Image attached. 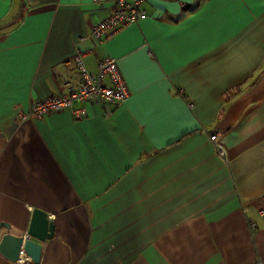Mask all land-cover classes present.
Masks as SVG:
<instances>
[{
	"label": "crops",
	"instance_id": "obj_1",
	"mask_svg": "<svg viewBox=\"0 0 264 264\" xmlns=\"http://www.w3.org/2000/svg\"><path fill=\"white\" fill-rule=\"evenodd\" d=\"M20 6L0 0V25ZM145 7L106 42L91 31L111 2L24 0L0 29V241L26 235L35 208L55 224L38 263L0 264L264 260V0ZM81 37L89 70L118 59L127 100L21 119L59 91Z\"/></svg>",
	"mask_w": 264,
	"mask_h": 264
},
{
	"label": "built area",
	"instance_id": "obj_2",
	"mask_svg": "<svg viewBox=\"0 0 264 264\" xmlns=\"http://www.w3.org/2000/svg\"><path fill=\"white\" fill-rule=\"evenodd\" d=\"M93 1L98 4L111 2L114 6L91 31L92 38L99 42H106L125 28L148 17L145 7L147 0ZM85 40V37H81L75 43L70 71L59 74V91L50 97L33 101L29 109L21 114V119L40 118L60 110H70L77 118H82L87 116L88 106H94L101 114L110 116L127 100L130 91L119 68L118 59L112 56L101 58L97 70H89L84 59L86 52L81 46ZM218 137L219 134L214 133L210 139L219 157L228 161L227 150L218 142ZM249 228L254 234L257 230L256 221L249 220ZM26 259L27 256L21 250L18 262H25ZM255 264H264V260L258 259Z\"/></svg>",
	"mask_w": 264,
	"mask_h": 264
},
{
	"label": "water",
	"instance_id": "obj_3",
	"mask_svg": "<svg viewBox=\"0 0 264 264\" xmlns=\"http://www.w3.org/2000/svg\"><path fill=\"white\" fill-rule=\"evenodd\" d=\"M23 5L24 0H21V6L16 16L11 21L0 25V29L9 27L17 22L23 13ZM54 234L55 224L50 220L49 215L45 211L35 208L26 235L4 234L0 241V253L5 258L16 262L19 261L20 252L23 250L27 258L29 257L32 262L38 263L41 256L42 243L49 238H53Z\"/></svg>",
	"mask_w": 264,
	"mask_h": 264
},
{
	"label": "trees",
	"instance_id": "obj_4",
	"mask_svg": "<svg viewBox=\"0 0 264 264\" xmlns=\"http://www.w3.org/2000/svg\"><path fill=\"white\" fill-rule=\"evenodd\" d=\"M23 14V13H22Z\"/></svg>",
	"mask_w": 264,
	"mask_h": 264
}]
</instances>
